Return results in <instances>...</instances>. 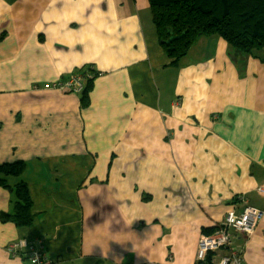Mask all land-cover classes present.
<instances>
[{"label":"crops","instance_id":"0c3cea01","mask_svg":"<svg viewBox=\"0 0 264 264\" xmlns=\"http://www.w3.org/2000/svg\"><path fill=\"white\" fill-rule=\"evenodd\" d=\"M88 67L86 98L49 87ZM16 161L34 219L10 221L0 188V264H28L5 248L33 238L53 264H197L245 206L256 230L209 260L264 264V45L200 36L173 67L148 0H0V165Z\"/></svg>","mask_w":264,"mask_h":264},{"label":"trees","instance_id":"16d2710c","mask_svg":"<svg viewBox=\"0 0 264 264\" xmlns=\"http://www.w3.org/2000/svg\"><path fill=\"white\" fill-rule=\"evenodd\" d=\"M148 1L154 29L162 44L163 51L173 67L178 66L200 36L218 35L233 48L234 52H243L251 56H255L264 45V0ZM81 71L76 73L83 75L89 71L93 73L85 76L84 90L81 92L82 99H84L91 89L93 79L98 77V72L89 68ZM76 73H73V75ZM54 89L59 88L55 87ZM62 91L72 93L70 90ZM24 170L25 163L22 161L0 165V188L10 190L13 198H15V212L7 218L13 221L17 227L22 228L30 227L34 219L31 213L32 203L29 197L28 185L22 179ZM12 177L15 178L14 186H10L7 181V178ZM216 229L217 227L212 228V230ZM20 240L35 242L38 239H19L15 243ZM8 246L5 249L11 258L29 264L27 256L23 254L24 251L18 253V248L8 250ZM35 246L37 248L41 247L39 250L46 255L44 241ZM225 249L222 248L221 250L226 251ZM15 250L17 254H12L15 253ZM227 254L228 252L221 257ZM209 257L207 255L205 261H198L197 264H211ZM50 264L53 263L50 261Z\"/></svg>","mask_w":264,"mask_h":264},{"label":"built area","instance_id":"2783aa9c","mask_svg":"<svg viewBox=\"0 0 264 264\" xmlns=\"http://www.w3.org/2000/svg\"><path fill=\"white\" fill-rule=\"evenodd\" d=\"M89 73V72H88ZM76 73L72 75L68 80L64 82H54L50 84L49 87L55 88L58 87L61 90H70L72 93H81L84 90V79L85 76L88 75ZM101 75L98 73V76ZM257 192L264 196V189L257 188ZM262 219L261 211L245 206L242 210L238 211L235 208L230 209L224 219V223L222 224L219 229L215 231V233L211 236L204 237L200 244L197 251V260L199 262L205 261L206 257L210 253L217 252L222 248H226L230 246V233L228 230L232 229L234 232H238L245 237L251 236L259 221ZM40 243L39 241L35 242H28L26 240H20L17 243H13L8 246V250H13L14 248H18V253L23 252L25 256H27V260L29 264H50L49 258L44 255L39 248L35 245ZM17 251L15 250V253ZM242 256L240 253L237 254L236 251H229L226 256H223L216 260L213 264H242Z\"/></svg>","mask_w":264,"mask_h":264},{"label":"rangeland","instance_id":"374dc122","mask_svg":"<svg viewBox=\"0 0 264 264\" xmlns=\"http://www.w3.org/2000/svg\"><path fill=\"white\" fill-rule=\"evenodd\" d=\"M208 54H209V52H208ZM89 69H94L93 67H88ZM88 74H93V73H91L90 71H89V73Z\"/></svg>","mask_w":264,"mask_h":264},{"label":"bare ground","instance_id":"6f19581e","mask_svg":"<svg viewBox=\"0 0 264 264\" xmlns=\"http://www.w3.org/2000/svg\"><path fill=\"white\" fill-rule=\"evenodd\" d=\"M261 213H262V217H263V212L261 211ZM31 242V241H30ZM237 252V251H236ZM237 254H238V252H237Z\"/></svg>","mask_w":264,"mask_h":264},{"label":"clouds","instance_id":"9594fccd","mask_svg":"<svg viewBox=\"0 0 264 264\" xmlns=\"http://www.w3.org/2000/svg\"><path fill=\"white\" fill-rule=\"evenodd\" d=\"M38 241V240H37Z\"/></svg>","mask_w":264,"mask_h":264}]
</instances>
